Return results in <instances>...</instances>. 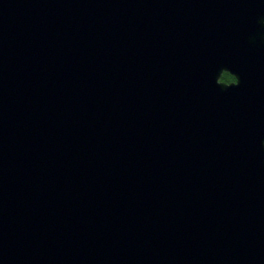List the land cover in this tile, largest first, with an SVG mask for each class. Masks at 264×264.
Here are the masks:
<instances>
[{
  "label": "water",
  "instance_id": "95a60500",
  "mask_svg": "<svg viewBox=\"0 0 264 264\" xmlns=\"http://www.w3.org/2000/svg\"><path fill=\"white\" fill-rule=\"evenodd\" d=\"M0 264H264V0H0Z\"/></svg>",
  "mask_w": 264,
  "mask_h": 264
},
{
  "label": "flooded vegetation",
  "instance_id": "af4514ba",
  "mask_svg": "<svg viewBox=\"0 0 264 264\" xmlns=\"http://www.w3.org/2000/svg\"><path fill=\"white\" fill-rule=\"evenodd\" d=\"M225 74H228L232 78L228 79L227 81L221 80L222 76L225 75ZM219 81L224 82V83H231V82H235V77L231 73H229L227 71H223L221 73V75H220Z\"/></svg>",
  "mask_w": 264,
  "mask_h": 264
},
{
  "label": "trees",
  "instance_id": "16d2710c",
  "mask_svg": "<svg viewBox=\"0 0 264 264\" xmlns=\"http://www.w3.org/2000/svg\"><path fill=\"white\" fill-rule=\"evenodd\" d=\"M232 77H230L228 74H225L222 76L221 80L227 81L228 79H231Z\"/></svg>",
  "mask_w": 264,
  "mask_h": 264
}]
</instances>
